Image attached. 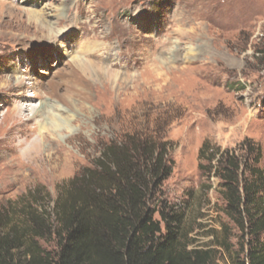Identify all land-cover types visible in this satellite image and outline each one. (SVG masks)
Listing matches in <instances>:
<instances>
[{
	"label": "rangeland",
	"instance_id": "374dc122",
	"mask_svg": "<svg viewBox=\"0 0 264 264\" xmlns=\"http://www.w3.org/2000/svg\"><path fill=\"white\" fill-rule=\"evenodd\" d=\"M30 10L45 20L55 10L53 39L37 36ZM16 78L27 85L11 88ZM32 90L40 111L26 120L29 110L15 112ZM48 110L62 124L55 140L78 154L58 170L47 163L53 146L34 159L37 134L21 131ZM129 133L169 143L175 165L163 197L186 211L191 246L234 264L240 230L200 150L208 142L246 160L256 144L264 168V0H0V209L29 199L50 211L62 184ZM40 242L56 247L52 236Z\"/></svg>",
	"mask_w": 264,
	"mask_h": 264
},
{
	"label": "trees",
	"instance_id": "16d2710c",
	"mask_svg": "<svg viewBox=\"0 0 264 264\" xmlns=\"http://www.w3.org/2000/svg\"><path fill=\"white\" fill-rule=\"evenodd\" d=\"M247 152L253 161L205 142L200 158L207 155L209 165L201 167L221 179L227 213L240 230L234 264H264L262 150L250 143ZM174 165L169 143L150 136L129 133L104 144L92 166L61 185L50 211L29 199L0 209V264H214L217 248L191 246L186 211L163 197ZM49 236L54 249L40 242ZM217 242L232 250L229 238Z\"/></svg>",
	"mask_w": 264,
	"mask_h": 264
},
{
	"label": "bare ground",
	"instance_id": "6f19581e",
	"mask_svg": "<svg viewBox=\"0 0 264 264\" xmlns=\"http://www.w3.org/2000/svg\"><path fill=\"white\" fill-rule=\"evenodd\" d=\"M28 2H29V0H28ZM45 14L48 16L55 17V20L54 19L53 20H45V19H43L42 14L39 15L37 13V11H34V10L29 11V19L35 20L36 28H37L38 33H39V35H37V36H40V39L41 38L42 39L43 38H50V37L53 39L54 38V35H53L54 32L51 30H52V27L54 25H57L60 23V18L57 17L55 10H49V11L47 10V13H45ZM53 29H54V27H53ZM55 37L57 38L58 35ZM9 85H11V88L17 89V88H23L24 86L27 85V83H25L23 81H19V79L16 78V81L14 83L9 82ZM36 85H35V83H33L34 87H36ZM7 86H8V84H7ZM36 95H37V92L33 91V92L29 93V95H27L28 98L26 97L25 99H23L22 103H20L18 105V108L20 111L15 112L16 116H19V115L23 116L24 111H26V110H29V112L31 114V115L30 114L26 115V113H25V116L27 117L26 120H30V119H33V118L38 116V113L40 111L37 108L38 106L32 105V103H31V101H32L31 98L36 96ZM42 116H43V119L41 120V122H39V125H37L35 127H30L28 125H25L23 130H21L25 134L26 138H29V137L33 136L34 134H37V137L35 140V150L36 151H35L32 158L37 159L38 157H40L41 156L40 153L42 152V147L44 148L45 144L49 143L51 146H53V148H52L53 152L48 155L49 158L47 157L48 158L47 163L49 164L51 162H55V163L57 162V165H56L57 170L60 168V164L64 165V164H67L68 162H73V161L78 160V154L77 153H75L73 150H70V149L63 147V145L58 143L54 138V136H56L62 128V124L59 122L58 115L55 114L54 111L48 110L46 112V115L43 114ZM5 118H7V117H4L3 119H5ZM43 130H45L46 132H43Z\"/></svg>",
	"mask_w": 264,
	"mask_h": 264
}]
</instances>
